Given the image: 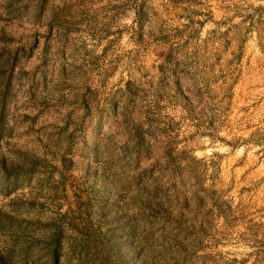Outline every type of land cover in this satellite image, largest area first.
I'll return each instance as SVG.
<instances>
[{
  "label": "rangeland",
  "instance_id": "obj_1",
  "mask_svg": "<svg viewBox=\"0 0 264 264\" xmlns=\"http://www.w3.org/2000/svg\"><path fill=\"white\" fill-rule=\"evenodd\" d=\"M0 264H264V0H0Z\"/></svg>",
  "mask_w": 264,
  "mask_h": 264
}]
</instances>
